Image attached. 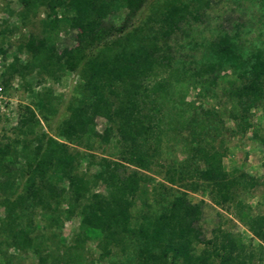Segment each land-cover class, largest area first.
I'll return each mask as SVG.
<instances>
[{
    "label": "trees",
    "instance_id": "16d2710c",
    "mask_svg": "<svg viewBox=\"0 0 264 264\" xmlns=\"http://www.w3.org/2000/svg\"><path fill=\"white\" fill-rule=\"evenodd\" d=\"M207 2L152 0L143 27H133L105 44L107 16L120 9L129 15L139 6L136 0H17L20 8L15 17L21 24L39 6L53 12L40 20L39 38L28 36L24 46L30 58L19 66L18 75L34 65L49 77L56 78L55 72L64 70H76L78 77L66 106L67 117L57 125L55 135L69 143L84 141V147L91 148L96 136L94 120L101 118L100 143L114 138L117 148L115 159L100 158V171L86 178L68 174L80 153L67 152L65 143L38 129L33 112L25 107L13 127L16 135L0 138V205L4 208L0 237L18 251H30L36 264H264V211L251 214L249 205L235 198L236 189L247 192L254 180L226 171L221 165L226 152L222 139L216 147L211 143L221 131L223 114L232 123L227 128L229 135L241 136L250 130V139L264 154V120L258 126L250 121L251 110L264 101V47L259 42L238 50L235 78L220 89L227 105L221 112L202 110L188 138L179 134L187 127L186 88L191 83L200 92L210 90L221 60L216 52H207L191 69L169 54L150 49L187 19L196 20ZM65 28H79L80 46L65 49L61 61H56L55 40ZM233 46L239 48L238 41ZM42 102L44 111H50L49 101L44 98ZM168 135L171 140L180 138L193 162L201 164L194 166L195 172L209 183L212 203L231 204L233 215L257 240L256 245L245 244L218 227L202 239L194 225L200 215L199 203L189 202L184 191H173L159 202L153 198L155 205L138 211L132 224L133 203L142 193L140 183L146 180L138 170H148L152 164L162 166L155 161L154 151L160 153L156 142ZM54 173L66 177V187L53 185ZM98 180L105 186L104 193L93 190ZM80 205L83 211L69 244L59 248L45 235H31L34 208L43 209L48 226L55 227ZM90 238L98 250L94 258L87 257L84 248ZM197 243L202 248L194 253Z\"/></svg>",
    "mask_w": 264,
    "mask_h": 264
},
{
    "label": "rangeland",
    "instance_id": "374dc122",
    "mask_svg": "<svg viewBox=\"0 0 264 264\" xmlns=\"http://www.w3.org/2000/svg\"><path fill=\"white\" fill-rule=\"evenodd\" d=\"M136 1L139 6L129 15L126 14L125 9L110 12L106 24L103 25L105 34L102 43H112L121 33L133 27L144 26L145 16L148 13L147 6L152 0ZM19 8L17 0H0V138L16 135L13 127L19 114L28 107L37 119L38 129L65 143L67 152L80 153L79 158L73 161L72 167L67 170L68 174L86 178L101 170L97 164L101 157L116 158L117 144L114 143V138L107 143H100L99 135L103 127L101 118L94 120L96 136L92 139L91 148H85L84 141L80 144L69 143L61 136L55 135L57 125L67 117L66 106L78 77L76 70L55 72L56 78L49 77L34 65L22 76L18 75L19 66L28 62L30 58L24 46L28 36L39 38L42 28L40 20L53 16V12L48 8L39 6L36 14L28 22L21 24L15 17ZM119 27L121 30L117 31ZM234 32H237L235 39ZM57 37L53 59L61 61L65 49L80 46L81 31L79 28H65L59 31ZM237 41L239 48L234 49L233 44ZM256 44L264 47L263 0H208L207 5L198 11L196 20L187 19L169 37L157 40L154 47L150 48L156 54H169L179 59L183 66L191 69L197 66L198 60L207 52H216L217 60H221L214 72L217 77L215 85L210 90L200 92V87L191 83L186 88L184 117L187 127L179 131L181 137H189V133L194 129L193 124L200 117L202 110L214 109L221 112V109L227 105L220 89L225 86L227 80L235 78L234 67L238 50L251 48ZM40 95L42 97H39ZM44 98L49 101L48 112L41 106ZM263 120L264 101L250 113L253 126L260 125ZM220 121L221 131L211 143L216 147L218 139L221 138L226 147L225 155L221 159L222 167L226 171L234 170L254 180V185L247 192L236 189L235 198L249 205L251 214L262 213L264 154L261 147L250 139V130L241 136H231L227 131L228 127H232L231 121L223 114L220 115ZM167 138L156 142L160 153L154 151L155 161L162 166L152 164L148 170H138L139 173H143L146 180L140 183L142 193L133 203L132 224L137 221L138 211L155 205L153 198L159 202L162 196L168 197L173 191H184L189 202L199 203L200 215L194 225L200 231L202 239L209 238L211 231L218 227L228 231L245 244L256 245L257 240L251 237L233 215L231 204L219 206L212 203L209 183L197 178L195 172L194 166L201 167V164L193 162L192 156L182 147L180 138L171 140L169 135ZM52 178L56 188L66 187L64 175L54 173ZM17 183L20 181L18 180ZM93 190L104 193L105 186L98 180ZM59 206L64 207L63 204ZM81 211L83 205H80L70 218L62 220L60 226L49 227L48 214L41 208H34L31 215V235H45L61 248L60 245L69 244L76 233ZM3 214L4 208L0 205V219ZM94 243L95 240L92 238L85 240L84 248L89 253L87 257L96 256L98 250ZM201 248L202 245L197 243L193 252L198 253ZM0 264H36V260L30 251H18L8 243V240L0 237ZM94 264H105V262L95 261Z\"/></svg>",
    "mask_w": 264,
    "mask_h": 264
}]
</instances>
